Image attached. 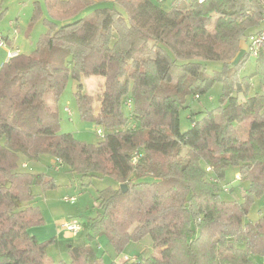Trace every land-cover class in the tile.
Segmentation results:
<instances>
[{
	"label": "trees",
	"instance_id": "trees-1",
	"mask_svg": "<svg viewBox=\"0 0 264 264\" xmlns=\"http://www.w3.org/2000/svg\"><path fill=\"white\" fill-rule=\"evenodd\" d=\"M44 1L46 9L35 2L30 25L47 29L35 51H13L0 67V264H106L101 239L121 253L146 236L149 256L109 264L264 257V215L248 219L264 195V56L254 75L240 76L250 59L244 45L264 29V0H172L169 8L165 0ZM253 76L263 92L251 93ZM92 77L103 79L94 94L84 86ZM69 78L78 83L82 116L102 128L97 144L59 132L57 105ZM217 84L220 105L191 110ZM181 111H190L188 130ZM43 155L82 179L117 184L99 192L95 216L69 221L81 226L70 241L29 233L45 225L34 189L57 186L24 170V161ZM229 168L247 185L242 202L221 197L231 192L220 187ZM51 245H64L70 261H54Z\"/></svg>",
	"mask_w": 264,
	"mask_h": 264
},
{
	"label": "rangeland",
	"instance_id": "rangeland-1",
	"mask_svg": "<svg viewBox=\"0 0 264 264\" xmlns=\"http://www.w3.org/2000/svg\"><path fill=\"white\" fill-rule=\"evenodd\" d=\"M35 2H39L43 9L47 8L44 0H0V33L10 36V42L7 46L0 48V67L8 60L13 51L18 50L24 54H32L36 49V44L40 36L47 31L41 22L35 24L30 29L35 10ZM171 3L172 0H165L164 7L169 8ZM93 11L94 9H89L82 16H91ZM262 26L264 27V22ZM246 47L247 44L244 45L245 53ZM211 63L210 67L217 69L222 66V63L219 62ZM234 66L235 64L233 63L231 67ZM256 69L257 62L255 59L250 58L241 69L240 76L250 77L254 75ZM102 83L103 79L101 77H92L86 80L84 82L85 92L94 94L100 91ZM252 84V94L255 92H263L260 89L257 77L253 76ZM77 87L78 83L72 78H69L59 97L57 105L60 118L59 132L72 134L77 140L94 145L102 141L103 135L100 133L102 128L94 121L82 116L75 95ZM221 94L222 86L221 84H217L208 94L202 96L200 101L192 100L191 110L198 112L217 108L220 105ZM98 106L99 104L95 103L96 109ZM189 114L190 111H181L182 130H188L192 125ZM24 163L26 165L24 170L26 172L31 174L44 173L51 176L57 184L56 188L50 190H42L39 187L34 189L36 194L35 205L40 208L48 225L58 223L60 227L65 221H77L95 216L98 205L96 200L99 192L108 187H117L115 180L109 176L82 179L78 175L68 172L67 166L56 164L54 158L50 155H43L38 161H24ZM237 176V169L229 168L227 170L225 181L220 182V187L226 186L231 192L222 191L221 197L223 200L243 201L240 187L241 185H247L241 184ZM66 197H73L75 201L66 202ZM249 209L248 219L250 221H256L260 216L264 215V195L255 198ZM36 229L42 228L35 227L29 233L34 235ZM41 233V230L36 231L39 237L42 236ZM100 242V253L103 254V260L106 264H109L113 260L122 262L125 260V257H133V259L141 256L147 257L152 253V239L150 236H146L140 242L129 243L121 253H117L109 243L105 245L104 240L101 239ZM48 254L56 262L61 260L70 261L68 251L64 245L63 247L51 245L48 249ZM254 262L255 264H264V257L257 256L254 258Z\"/></svg>",
	"mask_w": 264,
	"mask_h": 264
},
{
	"label": "built area",
	"instance_id": "built-area-1",
	"mask_svg": "<svg viewBox=\"0 0 264 264\" xmlns=\"http://www.w3.org/2000/svg\"><path fill=\"white\" fill-rule=\"evenodd\" d=\"M12 25V24H11ZM7 44L3 40L2 36L0 35V48H5ZM246 54L249 58L257 59L260 56H264V29L251 36L248 39L247 47H246ZM16 53H11L10 56H15ZM101 133V132H100ZM66 202H74L75 198H65ZM68 232L72 233L73 236H76L80 230L81 226L77 222H68L63 226ZM129 259L125 257V260Z\"/></svg>",
	"mask_w": 264,
	"mask_h": 264
},
{
	"label": "crops",
	"instance_id": "crops-1",
	"mask_svg": "<svg viewBox=\"0 0 264 264\" xmlns=\"http://www.w3.org/2000/svg\"><path fill=\"white\" fill-rule=\"evenodd\" d=\"M68 222L69 221L63 222L61 224V226L59 227L60 224L57 223V224H50V225H48L47 222H46V220H45V225L44 226H41L42 229H36L34 231V236L39 241H46V240H49V239H52V238H57L60 241H70L75 236H73L72 233L66 231V229L63 227ZM48 226H53V227H48ZM38 230H41L42 231V233H41L42 236H40V237L37 236V234H36V231H38ZM104 241H105V245H107L108 242L106 240H104Z\"/></svg>",
	"mask_w": 264,
	"mask_h": 264
},
{
	"label": "water",
	"instance_id": "water-1",
	"mask_svg": "<svg viewBox=\"0 0 264 264\" xmlns=\"http://www.w3.org/2000/svg\"><path fill=\"white\" fill-rule=\"evenodd\" d=\"M121 189L124 193L127 192V185H121Z\"/></svg>",
	"mask_w": 264,
	"mask_h": 264
}]
</instances>
